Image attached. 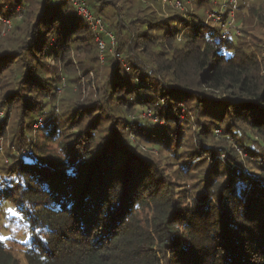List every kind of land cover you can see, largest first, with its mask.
<instances>
[{
    "label": "trees",
    "instance_id": "16d2710c",
    "mask_svg": "<svg viewBox=\"0 0 264 264\" xmlns=\"http://www.w3.org/2000/svg\"><path fill=\"white\" fill-rule=\"evenodd\" d=\"M83 1L0 0V264H264V2Z\"/></svg>",
    "mask_w": 264,
    "mask_h": 264
},
{
    "label": "rangeland",
    "instance_id": "374dc122",
    "mask_svg": "<svg viewBox=\"0 0 264 264\" xmlns=\"http://www.w3.org/2000/svg\"><path fill=\"white\" fill-rule=\"evenodd\" d=\"M225 2L227 3V0H223L219 4L214 2V5L218 7L219 12H218V14L207 13L205 22L207 23L208 27L218 28L220 31H221V28L223 25L224 28L227 29L226 35L227 36L229 35V38H241L242 37V30L247 28V27L241 21H238L237 17L240 16L239 18L244 19L247 16V11L251 7V5L260 4V2H264V0H246L244 2V4H242V7H240V8H239V0H237L236 9L233 11V13H231L232 9L229 6L227 7V4H224ZM175 3H176V1L170 2V4H168V6L171 7L174 11H180V13L183 14V18L188 19V16L191 13H193L192 6L190 8L191 1L190 0L185 1L183 3V5H181V7H179V8L174 7ZM161 4H162L161 5L162 10H165V4L163 2H161ZM231 15H233V22H231L230 26L228 25L229 26L228 27L227 23L230 22V16ZM252 26H254V24L251 25V27ZM4 27H7V29H8V27H10V23L4 22ZM231 32H232V34H231ZM99 59H100V57H99ZM136 119H139L140 122H142V123H145V122L146 123H155L156 122L154 120V118L152 117V115L149 114V112L145 111V110L139 111L138 117ZM130 121H131V124L133 125L135 123L134 117ZM181 122H184V119L182 117H181ZM43 123H44V121L41 122L42 125H43ZM34 125H35V126H33L34 131H38L40 133V131L42 130V126L38 125L37 120H35ZM131 141H132V139H131ZM3 145H4V143L0 140V171H2V168H3V162L2 161L7 160V162H8V159L6 157H4V152L2 151V150H4ZM243 157H245V156L243 155ZM4 211H5V213H9V214H8L6 220H3L1 222L0 237L3 240H5L10 247H12L16 250H20L19 249L20 244L26 238L25 237V235H26L25 229L18 221H14L13 219L10 218V216L14 217V213L11 212V207L9 205L5 206Z\"/></svg>",
    "mask_w": 264,
    "mask_h": 264
},
{
    "label": "built area",
    "instance_id": "2783aa9c",
    "mask_svg": "<svg viewBox=\"0 0 264 264\" xmlns=\"http://www.w3.org/2000/svg\"><path fill=\"white\" fill-rule=\"evenodd\" d=\"M67 1L69 3H71V5L74 9L75 15L78 18H82L83 20H85V22L90 27L91 31L94 34V39H95V42L97 43V46L99 49L100 61H103V54L106 51V41L105 40H107V42H109L111 45H113L114 44V38L105 31V28L102 25L101 20L98 18H95L90 13V11L86 7L85 2L83 0H67ZM161 1L164 4H170L169 1H166V0H161ZM224 4H227V7L229 6L232 9L231 13H233V11L236 9L237 0H227V3L225 2ZM174 7L179 8V7H181V5L179 2L176 1ZM231 22H233V15L230 16V22L227 23V26L228 25L230 26ZM222 28H221V38L222 39L229 38V35L228 36L226 35L227 29H225L223 25H222ZM231 34H232V32H231ZM149 114H150V112H149ZM38 125H41L40 120L38 121Z\"/></svg>",
    "mask_w": 264,
    "mask_h": 264
}]
</instances>
